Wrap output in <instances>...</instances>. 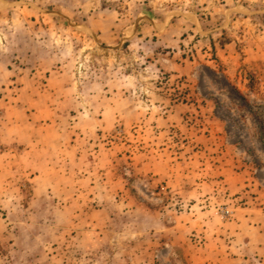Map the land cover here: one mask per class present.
Instances as JSON below:
<instances>
[{
  "label": "rangeland",
  "instance_id": "1",
  "mask_svg": "<svg viewBox=\"0 0 264 264\" xmlns=\"http://www.w3.org/2000/svg\"><path fill=\"white\" fill-rule=\"evenodd\" d=\"M263 190L264 0H0V264H191Z\"/></svg>",
  "mask_w": 264,
  "mask_h": 264
},
{
  "label": "crops",
  "instance_id": "2",
  "mask_svg": "<svg viewBox=\"0 0 264 264\" xmlns=\"http://www.w3.org/2000/svg\"><path fill=\"white\" fill-rule=\"evenodd\" d=\"M259 194L264 203V190ZM216 223L201 227L191 223L205 242L200 247L188 244L186 260L191 264H264V216L259 209L242 208L230 220Z\"/></svg>",
  "mask_w": 264,
  "mask_h": 264
}]
</instances>
